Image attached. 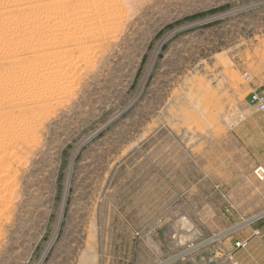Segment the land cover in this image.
Listing matches in <instances>:
<instances>
[{
	"label": "rangeland",
	"instance_id": "1",
	"mask_svg": "<svg viewBox=\"0 0 264 264\" xmlns=\"http://www.w3.org/2000/svg\"><path fill=\"white\" fill-rule=\"evenodd\" d=\"M262 63L264 0H0V264H225Z\"/></svg>",
	"mask_w": 264,
	"mask_h": 264
},
{
	"label": "crops",
	"instance_id": "2",
	"mask_svg": "<svg viewBox=\"0 0 264 264\" xmlns=\"http://www.w3.org/2000/svg\"><path fill=\"white\" fill-rule=\"evenodd\" d=\"M253 87L264 95V67L263 63L256 69ZM254 90V91H256ZM260 229L247 231V236H237L235 240H227L223 251V263L225 264H264V224L257 225ZM258 231V233H255ZM251 234L254 236H251ZM248 240L245 247L237 248L236 242Z\"/></svg>",
	"mask_w": 264,
	"mask_h": 264
},
{
	"label": "bare ground",
	"instance_id": "3",
	"mask_svg": "<svg viewBox=\"0 0 264 264\" xmlns=\"http://www.w3.org/2000/svg\"><path fill=\"white\" fill-rule=\"evenodd\" d=\"M41 9V8H40ZM85 35V36H84ZM83 36L86 38V41L87 40H91L92 38H94V33L92 31H88V32H85ZM2 38V37H1ZM84 38V39H85ZM91 38V39H90ZM1 40H5V39H1ZM83 40V38H82ZM85 41V40H84ZM3 42V41H2ZM6 43V41H5ZM70 44V43H69ZM76 44V43H74ZM77 47V46H76ZM66 55V53H65ZM71 55V54H70ZM31 71L32 70H29L28 73L30 76H32L31 74ZM28 76V75H27ZM256 96V94L254 95ZM257 99L256 101L252 100L251 101L255 104L256 108H257V111L263 116L264 118V95L260 94L257 96ZM16 132V131H15ZM255 233H258V231H256ZM248 240H244V241H240V242H236V247L237 248H242V247H245L247 244H248Z\"/></svg>",
	"mask_w": 264,
	"mask_h": 264
},
{
	"label": "built area",
	"instance_id": "4",
	"mask_svg": "<svg viewBox=\"0 0 264 264\" xmlns=\"http://www.w3.org/2000/svg\"><path fill=\"white\" fill-rule=\"evenodd\" d=\"M258 100V99H257Z\"/></svg>",
	"mask_w": 264,
	"mask_h": 264
}]
</instances>
